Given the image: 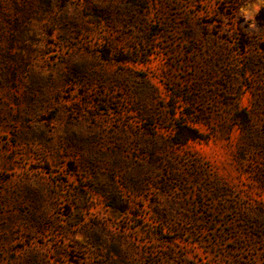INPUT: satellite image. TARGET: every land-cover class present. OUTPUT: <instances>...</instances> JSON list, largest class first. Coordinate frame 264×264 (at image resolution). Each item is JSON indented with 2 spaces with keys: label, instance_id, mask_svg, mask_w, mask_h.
<instances>
[{
  "label": "rangeland",
  "instance_id": "obj_1",
  "mask_svg": "<svg viewBox=\"0 0 264 264\" xmlns=\"http://www.w3.org/2000/svg\"><path fill=\"white\" fill-rule=\"evenodd\" d=\"M261 8L0 0V264H264Z\"/></svg>",
  "mask_w": 264,
  "mask_h": 264
},
{
  "label": "trees",
  "instance_id": "obj_2",
  "mask_svg": "<svg viewBox=\"0 0 264 264\" xmlns=\"http://www.w3.org/2000/svg\"><path fill=\"white\" fill-rule=\"evenodd\" d=\"M256 19L258 20V21H260V22H263L264 21V8H261L259 11H258V13H257V15H256ZM192 132V134H187V135H185V140H187V139H197V138H199V135H198V133L196 132V131H191ZM181 142H183V141H179V140H177V143H181Z\"/></svg>",
  "mask_w": 264,
  "mask_h": 264
}]
</instances>
